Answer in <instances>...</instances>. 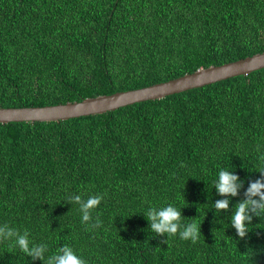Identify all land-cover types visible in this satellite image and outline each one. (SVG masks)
Returning a JSON list of instances; mask_svg holds the SVG:
<instances>
[{"label": "trees", "instance_id": "obj_1", "mask_svg": "<svg viewBox=\"0 0 264 264\" xmlns=\"http://www.w3.org/2000/svg\"><path fill=\"white\" fill-rule=\"evenodd\" d=\"M262 51L264 0H0V106L80 101ZM261 155L264 68L101 114L0 122V264H45L9 230L45 259L67 245L86 264H264V215L244 238L231 225L264 179ZM221 169L238 195L215 189ZM90 196L102 198L84 222ZM169 204L200 224L195 243L150 230L147 210Z\"/></svg>", "mask_w": 264, "mask_h": 264}, {"label": "clouds", "instance_id": "obj_2", "mask_svg": "<svg viewBox=\"0 0 264 264\" xmlns=\"http://www.w3.org/2000/svg\"><path fill=\"white\" fill-rule=\"evenodd\" d=\"M261 161H264V155L259 157ZM258 171L262 173L264 177V167H261ZM239 177L234 175L231 171L221 169L218 173V179L216 180L214 187L217 192L225 197L238 195V188L242 186L238 183ZM246 199L238 202L235 205V211L231 216V225L235 228L237 235L240 238H244L248 231L249 225L252 221L253 215L261 217L264 215V179H257L250 183L246 193ZM259 197V199H253V197ZM102 197L90 196L86 203L82 204L83 217L82 221L86 222L90 219L89 210L95 209L101 201ZM76 202H80L81 197L75 196L73 198ZM229 206V200H218L214 204L216 211L226 210ZM149 223L150 230L158 235H166L167 238L175 236L179 233V236L183 240H191L195 243L200 236V224L195 221L188 223L187 225L181 224L182 214L181 209L169 204L165 207L157 209L151 207L145 213ZM101 221L97 218L96 223L92 227H99ZM4 230L0 228V237H3ZM16 237L14 241V247L19 248L24 254L32 259L45 260V264H86V261L69 246L65 245L63 248H59L56 254L51 258L45 259L44 246L31 245L28 239V234L25 232L23 235L16 233L13 230L7 232V238L10 240L12 237ZM3 241V239H0ZM62 253V254H60Z\"/></svg>", "mask_w": 264, "mask_h": 264}, {"label": "water", "instance_id": "obj_3", "mask_svg": "<svg viewBox=\"0 0 264 264\" xmlns=\"http://www.w3.org/2000/svg\"><path fill=\"white\" fill-rule=\"evenodd\" d=\"M264 68V51L220 65L201 67L194 72L148 86L86 97L80 101L45 106H0V122L57 121L101 114L133 103L161 99Z\"/></svg>", "mask_w": 264, "mask_h": 264}]
</instances>
